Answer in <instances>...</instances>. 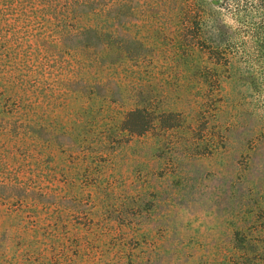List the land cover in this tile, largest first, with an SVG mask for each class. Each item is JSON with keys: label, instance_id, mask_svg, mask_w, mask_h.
Listing matches in <instances>:
<instances>
[{"label": "rangeland", "instance_id": "rangeland-1", "mask_svg": "<svg viewBox=\"0 0 264 264\" xmlns=\"http://www.w3.org/2000/svg\"><path fill=\"white\" fill-rule=\"evenodd\" d=\"M195 2L199 29L88 33L104 60L7 29L0 160L40 165L51 202L0 198V264H264V0ZM135 109L144 134L123 130Z\"/></svg>", "mask_w": 264, "mask_h": 264}, {"label": "trees", "instance_id": "trees-1", "mask_svg": "<svg viewBox=\"0 0 264 264\" xmlns=\"http://www.w3.org/2000/svg\"><path fill=\"white\" fill-rule=\"evenodd\" d=\"M140 0H0V43L7 44V29L18 32V25L40 31L43 35L52 33L57 42L62 45L74 36L84 38L88 49L93 50V57L103 59V54L97 50L94 42H102L98 36L90 38L88 33L129 28L135 24L136 18L147 17L150 24L158 23L167 26L169 23H182L184 16L186 28L195 24L204 26L203 11L195 0H155L148 10H142L135 4ZM147 11V13H145ZM180 13V14H179ZM176 14V15H175ZM194 15V16H192ZM11 18L14 22H11ZM8 27V28H7ZM3 48V47H1ZM264 55V48L261 47ZM5 53V52H4ZM110 51L108 58L116 59L119 53ZM3 56H7L3 54ZM107 57V56H106ZM104 60V59H103ZM152 120L146 109H135L127 114L123 130L133 134H144ZM25 133L34 134L31 124L24 127ZM9 155V153L7 152ZM15 158H11L12 160ZM16 163V161H15ZM27 168V169H26ZM0 198L2 201H14L32 198L36 194L41 203H50V195L42 193L39 187L44 181V173L40 165L30 166L19 164L15 168L9 166V161L0 160ZM30 183L38 184L35 193L28 190ZM40 191V192H39ZM4 249L0 241V252Z\"/></svg>", "mask_w": 264, "mask_h": 264}]
</instances>
